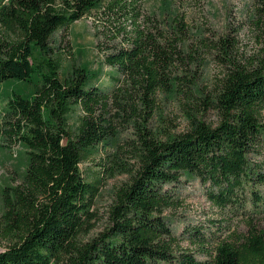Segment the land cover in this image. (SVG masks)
<instances>
[{"label": "trees", "instance_id": "1", "mask_svg": "<svg viewBox=\"0 0 264 264\" xmlns=\"http://www.w3.org/2000/svg\"><path fill=\"white\" fill-rule=\"evenodd\" d=\"M139 1L0 0V82L35 84L30 96L10 97L4 110V135L26 148L27 166L21 181L3 192L0 244L7 242L0 264H264V230L249 221L246 233L221 239L190 231L187 239L204 257L197 260L182 249L175 253L178 240L163 216L177 202L166 185L182 179H197L219 209L237 205L246 185H264L257 160L264 153V46L249 65H230L204 96L203 107L218 112L217 124L195 120L165 140L142 123L136 127L130 147L138 169L117 191L111 227L78 240L100 183L84 177L79 165L115 134L112 109L128 107L147 122L158 94L194 95L177 66L182 24H155ZM92 15L101 23L104 63L114 70L111 89L93 85L95 76L82 68L61 77L59 62L35 56L48 53L54 32ZM75 107L82 114L71 129L67 118ZM101 159L105 171L109 154ZM251 195L258 204L260 194Z\"/></svg>", "mask_w": 264, "mask_h": 264}, {"label": "rangeland", "instance_id": "2", "mask_svg": "<svg viewBox=\"0 0 264 264\" xmlns=\"http://www.w3.org/2000/svg\"><path fill=\"white\" fill-rule=\"evenodd\" d=\"M143 13L157 25L180 22L185 46L177 62L179 74L192 81L194 95L186 99L182 95L160 93L156 112L147 122L132 117V111L112 109L116 116V131L108 141L98 144L93 154L80 163L79 168L87 179L100 177L99 191L90 208L91 218L79 232L78 240L87 242L98 237L112 225V208L117 204V191L128 183L138 169L134 149L136 127L142 123L151 129L158 139L165 140L191 128L195 120L215 125L218 112L204 108L202 100L214 92L217 80L227 68L235 64L249 65L261 54L264 46V0H140ZM97 16H84L74 21L67 30H58L50 38L46 54L35 52L38 60L44 57L59 62L60 76L69 75L82 68L94 75L93 85L111 89L114 70L104 63ZM181 27V28H182ZM228 45L225 46V42ZM222 46H224L222 48ZM36 81V79H35ZM34 82L8 79L0 82V215L3 213V192L22 179L27 166L26 148L14 138L4 135L7 101L14 94L30 96ZM138 103V102H136ZM139 112L143 106L136 104ZM82 111L75 107L67 118V126L74 128ZM109 154L107 169H101V158ZM263 158V159H262ZM100 160V161H99ZM264 166V153L257 159ZM264 170V169H263ZM177 199L173 207L165 209L163 216L178 240V251L191 252L197 260L204 257L199 248L189 242L190 231L200 229L210 240L221 239L229 232L246 233L247 221L264 230V185H246L239 194L237 205L225 209L214 206L206 197L205 186L197 179H182L166 185ZM260 194L258 204L250 201L251 192ZM229 228V229H228ZM189 230V231H187ZM7 241H2L0 250Z\"/></svg>", "mask_w": 264, "mask_h": 264}]
</instances>
